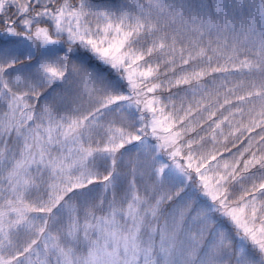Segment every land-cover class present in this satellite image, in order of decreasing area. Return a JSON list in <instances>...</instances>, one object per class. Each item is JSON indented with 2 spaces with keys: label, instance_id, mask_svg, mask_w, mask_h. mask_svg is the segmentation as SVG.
<instances>
[{
  "label": "snow or ice",
  "instance_id": "1",
  "mask_svg": "<svg viewBox=\"0 0 264 264\" xmlns=\"http://www.w3.org/2000/svg\"><path fill=\"white\" fill-rule=\"evenodd\" d=\"M0 264H264V0H0Z\"/></svg>",
  "mask_w": 264,
  "mask_h": 264
}]
</instances>
